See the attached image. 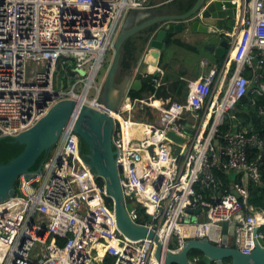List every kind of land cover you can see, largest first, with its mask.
<instances>
[{"label":"built area","instance_id":"built-area-1","mask_svg":"<svg viewBox=\"0 0 264 264\" xmlns=\"http://www.w3.org/2000/svg\"><path fill=\"white\" fill-rule=\"evenodd\" d=\"M233 3L227 76L218 86L213 81L218 73L210 71L188 84L184 102L167 108L152 105L151 98L140 100L160 112L153 124H143L130 118L131 98L127 107L109 112L99 102L102 83L96 77L125 17L149 8L145 0H0V137L31 128L62 100L107 112L116 119L112 141L116 164L124 166V197L149 216L138 221L135 208L128 213L131 221L155 231L174 254L192 226L197 238L221 246L222 223H233L226 247L249 254L254 238L256 243L264 238V214L245 203L248 184L261 180L259 158L249 156L263 149L264 137L243 128L226 132L221 141L216 136L249 91L264 96V74L256 71L264 70V0ZM70 62L65 87L59 66ZM258 114L264 118V106ZM71 130L63 128L39 174L20 176L15 195L0 203V264H99L104 256L113 264H160L153 241L132 240L118 230L105 187L79 157L80 140ZM169 132L185 143L168 139ZM214 169L239 176L231 184L241 199L230 188L220 192ZM197 208V214L188 212Z\"/></svg>","mask_w":264,"mask_h":264},{"label":"water","instance_id":"water-1","mask_svg":"<svg viewBox=\"0 0 264 264\" xmlns=\"http://www.w3.org/2000/svg\"><path fill=\"white\" fill-rule=\"evenodd\" d=\"M171 1L173 0H167L154 8L132 10L122 22L112 45L111 61L99 94V102L109 112L117 113L124 108L130 100L129 91H139L143 84L149 83L158 75L161 52L166 50L168 43L177 33L189 29L204 34L207 37L200 40L205 44L204 48L215 54L218 59L227 60L230 42L226 38L218 41L219 37L216 34L218 30L223 32L225 22L235 21L236 4L233 2L236 0H195L185 12H177ZM151 27H153L152 34L139 60L119 79L118 70L123 44L129 38ZM211 27L217 30L211 32ZM75 71L81 76L85 75L83 69L75 68ZM256 71L264 74V70ZM66 125L71 126V132H75L80 144H84L87 148L85 157L81 153L79 157L91 172L103 181L108 199L112 201L118 230L132 240L153 241L154 256L160 264H264V238L259 239L258 243L254 238L255 248L249 254L226 247L234 234L233 223L231 225L227 222L222 223L221 246L209 242L205 237L197 238L195 226H192L183 248L176 254L164 249L155 231L134 224L128 213L138 207V202H129L124 197L121 184L124 180V166L117 165L115 160L117 151L113 147L112 136L116 119L107 112H98L70 99L54 104L31 128L17 136L0 137V140L11 138L12 143L23 146V150L16 157L0 164V203L15 195V186L20 176L27 178L30 173L39 174L38 169L31 171V168L43 153H48L54 147ZM185 132L189 131L185 130ZM167 137L176 144L185 143L183 138L174 133L169 132ZM218 143V140L213 142L215 146ZM181 151V147L176 145L174 154L178 155ZM260 156L264 160L263 150L260 151ZM230 193L241 199L233 184L230 185ZM256 211L264 214L261 208H256ZM188 212L197 214L200 209ZM137 215L140 216V213L138 212ZM192 252L198 254L191 258ZM225 260L229 262L226 263Z\"/></svg>","mask_w":264,"mask_h":264},{"label":"trees","instance_id":"trees-1","mask_svg":"<svg viewBox=\"0 0 264 264\" xmlns=\"http://www.w3.org/2000/svg\"><path fill=\"white\" fill-rule=\"evenodd\" d=\"M195 0H174L172 4L177 8V12H185L187 11ZM152 4H148L150 6ZM231 29V27L227 28ZM153 31V27L146 29L137 35L129 38L122 46L121 53L122 59L119 64V75L122 77L126 71L133 65L137 63L142 52L145 49V45L147 44L151 34ZM170 45H174L176 47L185 49L187 51L196 52L197 49L194 46L187 45L181 42L179 39L172 40L169 42ZM220 61V60H219ZM222 61V60H221ZM221 63L219 62V65ZM72 62L65 64L63 67L59 66V77L63 80V84L66 87L67 78L66 76L71 75ZM234 66V65H233ZM232 66V68H233ZM231 68V69H232ZM245 75L247 78L251 77V71H245ZM64 77V78H63ZM159 80V76L157 75L152 81L147 84H143L139 91H129L128 96L132 101V115L130 118L134 121H142L149 124H153L155 120L160 115L158 109L143 105L141 106L140 100L151 98V102L155 106L159 107H169L172 103H182L185 101L188 94V83L183 80H174L171 81L164 77L161 82H158V86H156L155 81ZM255 87V86H254ZM264 106V96H258L255 93L249 91L243 98H241L235 108L232 110L230 117H227L223 124L219 128V132L217 133V138L222 139V136L234 129L243 128L246 131H250L251 129L264 137V118L258 114V107ZM123 116L128 118V114L124 113ZM23 150V146L18 143H12L11 138H4L0 140V164L7 163L11 158L16 157ZM264 151V147L262 149ZM260 151H254L250 158H259V167L261 172V180L259 183H249L247 187L248 198L245 201L247 205H251L255 208H261L264 210V160L260 156ZM80 153L83 157L87 154V148L84 144H80ZM50 152L43 153L34 166L31 168V171L37 170L42 163L48 158ZM213 174L215 178L220 181L221 187L220 192L222 194H226L229 192V188L231 183L239 182V176H235L233 173H224L221 170L214 169ZM99 186H103L104 183L101 179L96 180ZM16 183V189H17ZM198 191L199 189L196 188ZM203 194H205L203 192ZM105 202L109 208H112V201L108 198L105 199ZM140 216L138 217V221L144 222L149 216L144 212L142 205L139 204L137 207ZM261 233L264 236V227L261 228ZM64 242H60V246H62ZM175 245L171 244L170 248H174ZM197 252H192L190 257L193 258L197 255ZM99 264H113V259L109 256L101 257Z\"/></svg>","mask_w":264,"mask_h":264},{"label":"crops","instance_id":"crops-1","mask_svg":"<svg viewBox=\"0 0 264 264\" xmlns=\"http://www.w3.org/2000/svg\"><path fill=\"white\" fill-rule=\"evenodd\" d=\"M145 1L147 5L152 4L149 6V8H154L166 2L167 0ZM229 27H231V29H227ZM234 27L235 21L225 22V28L223 29V32L222 30H218V34H216V36L219 37L218 41H222L223 38H226L229 41L230 39L226 36V33H232L234 31ZM215 30L217 29L213 27L210 28L211 32H215ZM221 32L223 33V35L220 34ZM206 37L207 36L202 33H195L189 29L185 30L182 33H177L173 40L179 39L181 42L187 45L196 47L197 51H187L185 49L170 45L168 43L166 50L161 52V57L159 61L158 82L160 83L161 80L166 77L171 81L183 80L189 84L190 82H193L208 75L210 71L216 70V72L218 73V77H215L213 81L214 83H218L219 86V83L222 81L224 76H227L226 66L223 67L224 60L218 59L215 54L209 52L204 48L205 44L201 43L200 40H203ZM185 51L191 53L196 58L193 59L191 58V56L187 58ZM219 62L221 63L220 65ZM219 77L221 78L219 79ZM145 100L147 99H144V101ZM188 131L189 132L186 133L190 135V130Z\"/></svg>","mask_w":264,"mask_h":264},{"label":"rangeland","instance_id":"rangeland-1","mask_svg":"<svg viewBox=\"0 0 264 264\" xmlns=\"http://www.w3.org/2000/svg\"><path fill=\"white\" fill-rule=\"evenodd\" d=\"M112 53H113L112 51H111V52L109 51V52L107 53V55H106V57H105V59H104L103 65H102V67L100 68V70H99V72H98V75H97V77H96V80H97L98 83H100V84L103 82V78H104V76H105L106 70H107V68H108V66H109V63H110V61H111ZM185 54H186V57H187V58L190 57V56H191V58H193V59L196 58L194 55H192L191 53H189V52H187V51H185ZM253 87H254V84H251L250 89L253 88ZM90 94H91V93H90Z\"/></svg>","mask_w":264,"mask_h":264},{"label":"flooded vegetation","instance_id":"flooded-vegetation-1","mask_svg":"<svg viewBox=\"0 0 264 264\" xmlns=\"http://www.w3.org/2000/svg\"><path fill=\"white\" fill-rule=\"evenodd\" d=\"M118 77H119V79H120V75H119ZM263 221H264V220H263ZM225 262H226V263H228V262H229V260H225Z\"/></svg>","mask_w":264,"mask_h":264},{"label":"bare ground","instance_id":"bare-ground-1","mask_svg":"<svg viewBox=\"0 0 264 264\" xmlns=\"http://www.w3.org/2000/svg\"><path fill=\"white\" fill-rule=\"evenodd\" d=\"M153 105V104H152ZM128 106V104H126L124 107H127ZM264 220V219H263Z\"/></svg>","mask_w":264,"mask_h":264}]
</instances>
